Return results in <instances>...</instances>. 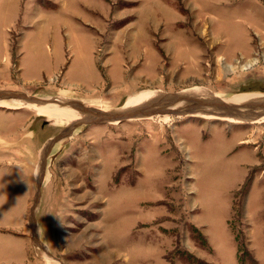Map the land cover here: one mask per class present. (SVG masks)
Masks as SVG:
<instances>
[{"label": "rangeland", "instance_id": "obj_1", "mask_svg": "<svg viewBox=\"0 0 264 264\" xmlns=\"http://www.w3.org/2000/svg\"><path fill=\"white\" fill-rule=\"evenodd\" d=\"M235 1L0 0V93L43 100L0 104V264H264V0Z\"/></svg>", "mask_w": 264, "mask_h": 264}, {"label": "water", "instance_id": "obj_2", "mask_svg": "<svg viewBox=\"0 0 264 264\" xmlns=\"http://www.w3.org/2000/svg\"><path fill=\"white\" fill-rule=\"evenodd\" d=\"M8 93H10L12 95H18L21 98H25V99H27L31 103H33V102H35V103H41L43 101L41 98L29 97L28 95H26L24 93H16V92L7 91L6 94H8ZM179 97H181V96H179ZM196 102L199 103V104H201V105L202 104L205 105V104L209 103V102H206V101L205 102L204 101H196ZM216 103H218L222 109H225V113L221 112L222 114L227 115V114L234 113L233 106L232 105H230L228 103L220 102V101H218V99L216 100ZM126 111H128V110H124V111H114V110L113 111H111V110L110 111H100L99 112L100 113L99 115H100V117H105L106 119H108V118L109 119H112V117H114V119H118V118L126 117L128 114L127 115L124 114L125 116L122 115Z\"/></svg>", "mask_w": 264, "mask_h": 264}, {"label": "bare ground", "instance_id": "obj_3", "mask_svg": "<svg viewBox=\"0 0 264 264\" xmlns=\"http://www.w3.org/2000/svg\"><path fill=\"white\" fill-rule=\"evenodd\" d=\"M144 20V19H143ZM254 60H256L255 58H253V59H249L247 62H245V63H243V64H241V67H247V65L249 66V65H251L252 63H253V61ZM235 68V66L234 65H228V69L229 70H233ZM256 98H258V99H256V100H258L259 101V103L258 104H262L263 102H264V94L263 95H258ZM15 99V98H14ZM13 98H5V100H3V101H5L4 103L2 102V100L0 101V104L1 105H9V106H12V107H18L19 105H23V106H26V105H28V103L26 102V101H28L27 99H25V98H23L24 100H25V102H24V100L21 98L20 100H14ZM180 99H182V97L180 98ZM179 99V100H180ZM240 100V99H239ZM244 101H239V102H233V104L232 103H228V104H230V105H233V109L235 108V107H239V108H241L242 109V104L245 102V101H247L246 100V98L245 99H243ZM9 102H12V103H10L9 104ZM13 103H15V105L13 104ZM256 103V102H255ZM16 104H19V105H16ZM195 104H199V103H195ZM237 104V105H236ZM245 104V103H244ZM38 105H40V104H38ZM175 105V104H174ZM249 105V104H248ZM255 105V104H254ZM264 105V104H263ZM235 106V107H234ZM46 107V106H45ZM42 109V108H41ZM46 109V108H45ZM48 111V110H47ZM49 112V111H48ZM47 112V113H48ZM249 112H251V111H249ZM56 113V112H55ZM49 114H52L51 112H49ZM53 140V139H52ZM51 140V141H52ZM71 172V171H70ZM77 174V173H76ZM79 198V197H78Z\"/></svg>", "mask_w": 264, "mask_h": 264}, {"label": "crops", "instance_id": "obj_4", "mask_svg": "<svg viewBox=\"0 0 264 264\" xmlns=\"http://www.w3.org/2000/svg\"><path fill=\"white\" fill-rule=\"evenodd\" d=\"M249 1H252L254 4H256L257 6H256V8L257 9H259V10H261V2H260V0H249ZM235 3L237 4V5H240V0H236L235 1ZM197 10H198V8H196ZM196 10V11H197ZM253 18H255V19H258V20H260L259 18H257V16L255 15V16H253ZM219 24H217L216 26L217 27H215V26H212L213 27V31L212 32H215V30H217L218 29V26ZM263 33H264V31H263ZM218 34V33H217ZM219 35V34H218ZM259 35H260V33H259ZM261 36L263 37V39H264V34H261ZM229 42V41H228ZM2 43L5 45V50L7 51V46H6V44L8 43V41H7V38H5V36H4V38L2 39ZM226 45H230L231 46V44L230 43H227ZM233 47V46H232ZM239 52V53H242V51H245V54L246 55H250V51H248L247 50V48L246 47H243L242 49H240V48H233L232 49V52L230 53L231 54V57H232V55H234L235 54V52ZM11 58V55L10 54H7V53H3L2 54V56H1V58H0V71H4L5 70V68H6V66L4 65V63H6V61H7V59H10Z\"/></svg>", "mask_w": 264, "mask_h": 264}, {"label": "flooded vegetation", "instance_id": "obj_5", "mask_svg": "<svg viewBox=\"0 0 264 264\" xmlns=\"http://www.w3.org/2000/svg\"><path fill=\"white\" fill-rule=\"evenodd\" d=\"M0 94H2L3 96H1V97H3V98H5V97H7L5 94H6V92H3V93H0Z\"/></svg>", "mask_w": 264, "mask_h": 264}]
</instances>
